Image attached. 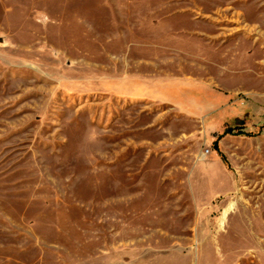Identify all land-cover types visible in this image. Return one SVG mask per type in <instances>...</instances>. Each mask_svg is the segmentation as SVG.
<instances>
[{
    "label": "rangeland",
    "instance_id": "obj_1",
    "mask_svg": "<svg viewBox=\"0 0 264 264\" xmlns=\"http://www.w3.org/2000/svg\"><path fill=\"white\" fill-rule=\"evenodd\" d=\"M0 264H264V0H0Z\"/></svg>",
    "mask_w": 264,
    "mask_h": 264
},
{
    "label": "trees",
    "instance_id": "obj_2",
    "mask_svg": "<svg viewBox=\"0 0 264 264\" xmlns=\"http://www.w3.org/2000/svg\"><path fill=\"white\" fill-rule=\"evenodd\" d=\"M231 132V130H228V132L227 133H230Z\"/></svg>",
    "mask_w": 264,
    "mask_h": 264
}]
</instances>
